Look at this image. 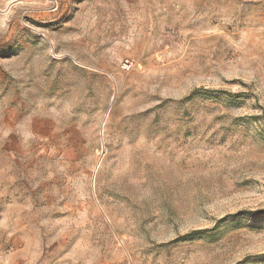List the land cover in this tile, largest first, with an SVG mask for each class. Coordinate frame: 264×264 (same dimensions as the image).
Wrapping results in <instances>:
<instances>
[{"label": "rangeland", "instance_id": "rangeland-1", "mask_svg": "<svg viewBox=\"0 0 264 264\" xmlns=\"http://www.w3.org/2000/svg\"><path fill=\"white\" fill-rule=\"evenodd\" d=\"M0 264H264V0H0Z\"/></svg>", "mask_w": 264, "mask_h": 264}]
</instances>
